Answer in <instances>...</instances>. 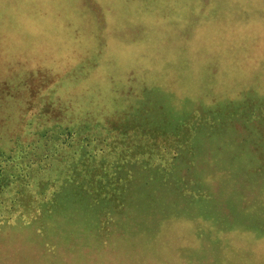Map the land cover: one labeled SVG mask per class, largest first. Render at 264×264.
I'll return each mask as SVG.
<instances>
[{"label": "rangeland", "instance_id": "374dc122", "mask_svg": "<svg viewBox=\"0 0 264 264\" xmlns=\"http://www.w3.org/2000/svg\"><path fill=\"white\" fill-rule=\"evenodd\" d=\"M73 127L30 215L7 220L23 181L0 195V264H71L95 210L47 211L100 183L132 186L114 216L159 241L144 264H264V0H0V150Z\"/></svg>", "mask_w": 264, "mask_h": 264}, {"label": "trees", "instance_id": "16d2710c", "mask_svg": "<svg viewBox=\"0 0 264 264\" xmlns=\"http://www.w3.org/2000/svg\"><path fill=\"white\" fill-rule=\"evenodd\" d=\"M242 111L243 110H241V112ZM247 114L248 116H254L253 112H247ZM69 129L71 128H66L65 130ZM59 131L60 130H54L53 132H55V135L46 136L43 137V139L33 137L24 142L18 141L17 146H19V157L21 159L19 164L13 161L15 159L14 157L17 155L13 156L10 153L8 154L0 150V195H4L6 192L12 190V187L15 185L17 186V182L23 181V184L18 183L19 185L17 186V192H19L20 197H15L9 201V207H12L13 210L7 215V220H16V215L13 214L14 211H17L16 209H20V212H22L21 214H26L28 202L25 197H27L28 189L26 190L25 186L30 188L31 182L26 179L31 178V164L36 163L37 165L34 167L37 170L32 171V173H40V171L47 170L48 167L52 166L56 158L65 150L71 152V156L69 155L71 158H78L80 156V145L74 144L71 141L73 134L77 132V128L73 127V129L65 132V135H62ZM59 135L63 136V138L61 139ZM101 135H103L101 140L106 141V144L109 145L111 139L110 132H102ZM101 135L99 136L100 138ZM84 138L89 139V136L84 135ZM10 151H12V149L8 150V152ZM87 157H89V155H87ZM71 158L70 162L72 160ZM72 162L74 161L72 160ZM66 165H61L63 166V170H66L64 168ZM56 168H58V166ZM91 186L94 187V185ZM131 189V185L100 183L93 189L88 190L90 198H85L81 201L79 198L73 201L69 200L67 203L71 205V208H74V211L70 209V213L64 214L60 210H51L52 206L49 208L50 211H47L48 216L74 215L76 216V222L84 218L80 217L79 214L87 215L91 209L95 210L96 216L94 218L91 220L85 218L83 220V224L88 223L92 226L88 224L81 225L83 229L75 236L78 240L71 244H67L66 242L63 248H59L61 251H64L63 255L70 263L72 262L71 264H78V262L79 264H104L112 258H117L122 264H144L145 257L151 256V247L156 245L159 242L158 240H153L152 237L145 236L140 239H130L124 242L120 238V231L122 234H125L126 229H119L118 222H122L123 220L126 221L127 217L125 215L114 216L118 214H114V212L118 207L121 209L120 212L125 211L126 203L129 202V197L126 195V192ZM168 190H171V187L168 188ZM92 191L94 192L92 193ZM118 191H120L121 194H118ZM14 192L16 193V190ZM55 194L54 191L53 195L55 196ZM36 197H38L40 201L47 202V200L41 196ZM161 197H163V195H161ZM37 207L39 208L38 204ZM79 207H81L82 211H79L78 214ZM28 215L30 214L24 217ZM146 218L151 220L153 217L146 216ZM140 221H145V217H142ZM113 223L116 227H109V224ZM98 228L101 229L100 234L96 232ZM54 233L56 234L57 232ZM55 234L53 235L55 236ZM93 234H95L94 238H96V240L91 238ZM84 247L87 248L86 254L81 252V249ZM100 251L102 252L99 253ZM67 254H69L70 257H68Z\"/></svg>", "mask_w": 264, "mask_h": 264}]
</instances>
